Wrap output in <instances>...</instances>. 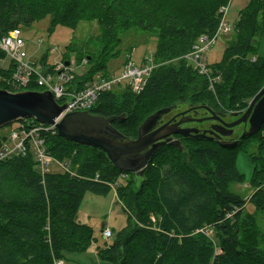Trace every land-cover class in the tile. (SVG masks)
<instances>
[{"label": "trees", "instance_id": "1", "mask_svg": "<svg viewBox=\"0 0 264 264\" xmlns=\"http://www.w3.org/2000/svg\"><path fill=\"white\" fill-rule=\"evenodd\" d=\"M65 1L69 6L52 11L40 0H0V33L28 28L46 17L52 26L75 30L85 9L94 14L100 10L97 23L108 24L107 33L96 60L85 54L90 70L75 77L73 85L82 89L96 74L106 75L109 44L118 41L116 27L156 31L153 61L161 65L153 69L142 93L134 95L127 88L107 92L90 111L124 118L113 127L129 139H135L142 122L160 109L185 108L197 118L208 117L207 109L234 114L244 107L242 101L252 100L264 87V56H257L254 47L264 27V0H250L239 12L231 30L233 41L221 60L208 66L213 91L211 81L198 75L184 56L200 37L213 35L219 10L229 0H169L156 9L161 20H146L140 10L132 17L126 0H84L83 7L81 0ZM142 24L146 26L139 28ZM41 63L46 64L43 59ZM10 73L0 71V84ZM209 123H196V129L208 130L210 126L204 127ZM239 138L179 137V147L158 148L140 177L117 170L100 150L67 142L57 133L45 135L46 151L68 165L66 172L41 176L31 154L0 163V264H53L64 253L85 251L94 239L92 229L76 221L80 202L87 191L106 193L112 187L129 220L111 243L97 246L103 264H264V239L255 215L245 212L250 203L255 213L264 215V125L252 136ZM222 140L238 143L223 148ZM251 147L257 150L250 154L255 172L252 193L244 197L231 188L243 182L236 155Z\"/></svg>", "mask_w": 264, "mask_h": 264}, {"label": "rangeland", "instance_id": "2", "mask_svg": "<svg viewBox=\"0 0 264 264\" xmlns=\"http://www.w3.org/2000/svg\"><path fill=\"white\" fill-rule=\"evenodd\" d=\"M41 3L51 9L52 11L57 8L62 10L65 6H69V1L65 0H40ZM169 0H126L127 6L132 11L131 16L136 18L138 16L137 11L143 12L146 20L154 16V19L161 20L162 14L156 11L160 4L168 2ZM87 2V0H86ZM250 0H229L227 5L225 23L229 26H233L236 22L239 12L243 10L247 5H249ZM84 6V0L80 1V7ZM136 10L135 12H133ZM98 17H101V12L98 10L95 14L91 9H85L81 14L79 24L75 30H71L67 27L60 25L52 26L51 18L46 17L40 22L34 23L28 28H19L21 31V38L25 42V60L31 61L35 66L42 64L43 61L46 62L44 66H49L48 74L51 79L54 78V70L56 68L57 62L62 61L73 70L75 76L80 78L86 75L90 70L88 63L85 60V54L89 53L88 56H92V61L97 59V53L100 47L101 37L103 34L107 33L108 24L103 23L99 26ZM132 21V18H129ZM146 25L142 24L139 28H144ZM102 34V35H101ZM156 31L147 32L145 30H140L138 27L131 25L129 30H123L120 27L115 28V35L117 38L116 43H110L109 48L111 49L112 55L110 59L106 62V75H112L115 77L120 76L129 67L128 61L130 60L132 67L142 68L144 62H147L153 58L156 47ZM234 34L232 31L227 34H221L215 44L203 54V59L206 63L211 66L218 63L222 56L225 48L233 41ZM89 41L87 47H83V44ZM84 42V43H83ZM83 43V44H82ZM254 47H256V55L259 57L264 56V27L254 39ZM0 54L4 53L0 49ZM113 56V57H112ZM80 57L78 60L77 58ZM112 57V58H111ZM129 58V59H127ZM150 63V62H148ZM173 65L176 63L173 61ZM160 66L161 63H155V67ZM11 60L7 57H0V71L7 72L11 69ZM158 66V67H159ZM94 75V74H93ZM100 75L96 74L94 77ZM10 79L4 78L3 83L0 84L1 87H7V82ZM215 81H211L210 91H213ZM74 84L76 82L74 81ZM32 92H40L41 90L35 88ZM122 90V89H119ZM118 89L114 90L119 93ZM16 93V92H15ZM215 94V93H214ZM212 94V95H214ZM251 100L242 101L244 107L237 109L234 114L241 115L248 108ZM147 105H149L147 103ZM187 110L178 109L174 110L167 116L163 117L162 124L166 123L171 117L185 112ZM219 114V113H218ZM224 118L225 123H231L235 121L238 117H231L233 114L226 113ZM210 114L208 113V117ZM212 124H219L217 121H210L209 125H205L204 128H209ZM17 121L9 125L0 128V139L11 130L17 126ZM194 128H198L193 125ZM248 125H240L234 128L233 137H240V135L247 130ZM250 154H257V150L254 147L244 151L239 150L236 155V168L238 172L243 176V182L241 185H236L231 188L235 193L241 196H248L252 193L251 190V177L255 172L254 163L250 157ZM260 157V155H259ZM261 159L264 160V149L261 153ZM62 168L58 165H49L50 173H61L63 169L68 168V165L64 162H60ZM258 166L261 167V161H258ZM49 173V174H50ZM123 177H120L117 182L120 184L123 182ZM139 186V181H135V187ZM249 197V196H248ZM245 212L254 214L256 219V225L262 239H264V215L258 212H254V207L250 203L245 205ZM129 215L123 209L122 204L118 200L115 189L112 187L106 193H93L87 191L82 201L80 202L79 209L76 214V221L80 224L89 226L92 229V236L94 241L91 245L82 252H68L63 254V259L60 261L61 264H103L98 256L97 246L102 245L105 240L103 239V231L108 230L111 232V238H109L106 243H111L116 234L119 233L123 228L128 225ZM261 250H264V243L260 246Z\"/></svg>", "mask_w": 264, "mask_h": 264}, {"label": "water", "instance_id": "3", "mask_svg": "<svg viewBox=\"0 0 264 264\" xmlns=\"http://www.w3.org/2000/svg\"><path fill=\"white\" fill-rule=\"evenodd\" d=\"M68 67V64L65 63ZM65 107L59 106L49 92H8L0 89V128L20 120L31 119L42 125L53 126L57 135L67 142L93 148L103 152L111 165L122 173L143 176L147 170L150 158L164 145L179 147L181 138L206 139L212 136L218 138H230L234 128L244 124L248 125L239 140L252 136L264 125V87L252 98L246 111L241 114H233L238 117L231 123H225L226 114H216L209 109V117L189 118L181 112L162 124L163 117L174 109H160L148 116L137 130L135 139H129L113 127L114 122H123L122 117H102L89 112H74L62 116ZM60 118V120H59ZM205 121H217L208 130L200 131L196 128H181L189 122L201 123ZM58 121V122H57ZM174 121V123H171ZM219 145L223 148H233L238 141L222 140Z\"/></svg>", "mask_w": 264, "mask_h": 264}, {"label": "built area", "instance_id": "4", "mask_svg": "<svg viewBox=\"0 0 264 264\" xmlns=\"http://www.w3.org/2000/svg\"><path fill=\"white\" fill-rule=\"evenodd\" d=\"M227 8V6L220 8V21L213 35L211 37H200L191 52L184 56L186 62L198 75L208 79L210 74L209 65L203 59V54L215 44L221 34L225 35L232 30V27L224 21ZM24 48L25 42L21 38L19 28L12 29L5 34L0 33V49L12 63L10 79L7 82L8 92L31 91L27 88L32 85L41 90L40 92H49L59 106L65 107L60 118L65 114L74 112L91 113L90 111L100 96L116 89L127 88L132 94L139 95L144 90L155 67L153 58L144 62L142 68L132 67L129 60V67L120 76L98 75L85 83L82 89H79L73 86L76 77L73 70L69 66L66 67L64 62H57L52 80L48 74L49 66L42 64L35 66L31 61L25 60ZM17 124L13 130L0 139V163L31 154L41 176L50 173L49 165L51 164L62 168L61 163L46 151L44 145V136H52L56 133L53 126L42 125L33 122L31 119L20 120ZM67 169L61 171L66 172ZM121 177L124 178L123 175ZM102 235L103 239H107L112 234L110 231L105 230ZM57 264L61 263L57 262Z\"/></svg>", "mask_w": 264, "mask_h": 264}, {"label": "flooded vegetation", "instance_id": "5", "mask_svg": "<svg viewBox=\"0 0 264 264\" xmlns=\"http://www.w3.org/2000/svg\"><path fill=\"white\" fill-rule=\"evenodd\" d=\"M177 115H178V114H177ZM177 115L171 117L169 120H167V122L170 121V120H171L172 118H174V117H175V121L177 122V121L180 119V117H177ZM185 116H187V117H189V118H197V117H195L193 114H191V113H189V112H187V113L185 114ZM171 123H174V121H172ZM195 124H196V122L185 123L184 125L181 126V128H188V129H191V128H194L193 125H195ZM179 137H180V136H175L173 139H178ZM180 138H181V137H180Z\"/></svg>", "mask_w": 264, "mask_h": 264}, {"label": "bare ground", "instance_id": "6", "mask_svg": "<svg viewBox=\"0 0 264 264\" xmlns=\"http://www.w3.org/2000/svg\"><path fill=\"white\" fill-rule=\"evenodd\" d=\"M111 238V237H110ZM109 238H107V239H104L105 241H107ZM54 263H56V261L54 262Z\"/></svg>", "mask_w": 264, "mask_h": 264}, {"label": "crops", "instance_id": "7", "mask_svg": "<svg viewBox=\"0 0 264 264\" xmlns=\"http://www.w3.org/2000/svg\"><path fill=\"white\" fill-rule=\"evenodd\" d=\"M249 196V195H248Z\"/></svg>", "mask_w": 264, "mask_h": 264}]
</instances>
